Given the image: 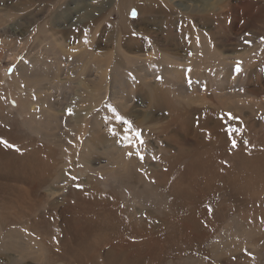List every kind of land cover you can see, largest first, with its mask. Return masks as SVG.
<instances>
[{
  "label": "rangeland",
  "instance_id": "374dc122",
  "mask_svg": "<svg viewBox=\"0 0 264 264\" xmlns=\"http://www.w3.org/2000/svg\"><path fill=\"white\" fill-rule=\"evenodd\" d=\"M87 48L80 81L68 68ZM261 139L264 0H0V264H105L139 212L141 264H264V168L235 156Z\"/></svg>",
  "mask_w": 264,
  "mask_h": 264
},
{
  "label": "bare ground",
  "instance_id": "6f19581e",
  "mask_svg": "<svg viewBox=\"0 0 264 264\" xmlns=\"http://www.w3.org/2000/svg\"><path fill=\"white\" fill-rule=\"evenodd\" d=\"M122 1L123 2H126V3L129 2V0H122ZM150 1H152V0H150ZM130 3H131V6H136L137 3H138V0H130ZM184 8H186V7H184ZM136 9H137V11H140L141 12L140 9H138V8H136ZM128 11H131V10H128ZM129 15H130V12L127 14V19L125 20V18H124V20H123L125 26H127V27L131 25L130 24L131 20L129 19ZM134 25H135V23H134ZM125 33H127V31H125ZM71 34H72V32L68 33L67 35L69 36ZM117 44H118V42H117ZM77 54H79V53H77ZM92 56H93V54H92L91 49H88L87 48L85 50V52H83L82 54L76 56L73 61H70V63H72V65L68 69H69V71L70 70L73 71L72 73L70 72V74H71V76L73 78H77L80 81H82V80L84 81L85 78L87 79V73H88V71L86 69H84V68H81L80 70L77 71L76 68H77V65H79V64H82L83 66H87V64L89 63V61L92 59ZM57 58H58V56H56L55 59H57ZM167 60H169L168 57H164L162 61H167ZM157 61L160 62L159 59L151 58L150 57L148 59V62L143 61V62H140V63H151V64H155V63H157ZM193 62H194V60L191 59L189 61V64L190 65H193L194 64ZM116 64L119 65V64H121V62H118V63L116 62ZM60 71H61V68H58L54 72V74H51V73L47 72V76L51 77V79L54 81ZM190 72L191 71L190 70H187V69L180 70L179 74H180V80H181V82H186V81L188 82V81H190V79L188 80V77H187L188 76L187 74H189ZM229 72L230 71L225 72L226 77L231 76L230 74H232V73L230 72V74H228ZM220 75H221V73H217L216 74V76L219 79H220ZM201 76H202V74L201 75H195V77H199V78ZM226 79H225V81L223 80V86L226 87V88H228V90L232 91L233 83H230L231 81H228ZM226 83H227V85H226ZM87 87L89 88V85H87ZM103 90H105V83H104V79L102 78L101 81H99L95 85L94 97L91 96V98H93L92 101L94 102V105L90 108V111H94V110H97L98 109L97 108V105L95 103H96L97 100L103 98V95H102V91ZM231 97H232V95H230L228 97V94H227V98L228 99L231 98ZM198 101L200 102V100H196V102H198ZM227 105H228V103H227ZM104 107H105V104L104 103L101 104L100 110L104 109ZM228 109H230V107H228ZM96 113L97 112H89L87 114L88 115L93 114V116H94ZM71 119H72V121L69 124V127L70 128L71 127L75 128V126L79 124V115L78 116H73ZM68 121L69 120H67V122ZM101 125H102V122L94 121V126L96 128H99ZM66 127L69 128L68 126H66ZM81 128H83V127H81ZM113 129L115 131V134H117L119 136L122 135V133L125 131V130H122L121 128H113ZM80 132H84V129H81ZM79 135H80L79 131L75 132V137H77V139H78V137H80ZM263 141H264V139H261L260 142H263ZM246 147L247 146H244V148H246ZM113 153H114V151H113ZM223 155H222V157H223ZM235 156H237L238 158H241L242 156H244L247 159L246 162H248L250 164L249 168H251L252 170H255L257 168L258 169L264 168V144H263L262 148L260 147V148H258V150H254L253 148H250L246 152L239 151V153L235 154ZM131 159L133 161H135V162L136 161H141V162L143 161V159L139 160V158H135V157H131ZM231 159H233V157ZM202 161H204V162L210 161L209 156H206L205 158H203ZM233 161H235V159H233ZM246 162H244L245 165H246ZM116 171H117V173L115 175H118V176L125 175L124 172H122L123 169L121 167L116 168ZM154 175H157L158 176L159 174L156 173ZM125 185L129 186L130 183L126 184L123 181H119L118 180V186H119V189H120V193L121 194L123 193L122 191H124L126 189L125 188ZM177 185L180 186V187L182 186L181 189H183V190H185V188L188 187V185L184 186V184H177ZM138 194H141V196L143 198V202L146 203L148 206L150 205V203H156L155 200H154V198H155L154 195L147 194L146 192L136 191V196ZM235 203L238 204L239 202H236L235 201ZM143 212L146 213V211H143ZM139 215L141 217L136 218L133 221L130 219L129 222H128V223H130L129 226H128V228H126V230L119 235L120 237L118 236L119 237L118 239L116 238L113 242L110 243V247L108 245L107 252H106V254H105L104 258H103L105 264H109V261L114 262V264H141V254L140 253H141L143 247L148 242V240L151 238V235L148 232H145V230L143 228L141 230H139L136 227L137 225L140 226V223H142V221L144 219V215H143L142 212H139ZM181 219H183L182 226L184 227V230H188V231H190L192 233L193 232V229L196 227V223L194 221V217H192V216H183ZM68 224H71V221H69ZM69 228L74 229L73 227H70V226H69ZM146 228H148V227H146ZM86 232L87 233L90 232V228L88 226H86ZM48 238H49V240L51 242L54 241L55 240V233H50V235L48 236ZM44 243L49 244L50 242H48L47 239H44ZM30 244H31V242L29 240H26V243L23 244V247H22V249L20 251V257L22 259H27L28 257L37 258L36 255L38 254L39 251H41L37 247L36 248H30L29 247ZM46 255H47L46 257L43 256V258L40 259L41 262H42V264H52L53 263V260H51V257H50L49 252H46ZM14 260H17V259H14ZM57 262H58V260H55L54 261L55 264ZM86 264H88V263H86Z\"/></svg>",
  "mask_w": 264,
  "mask_h": 264
},
{
  "label": "snow or ice",
  "instance_id": "6c2138e0",
  "mask_svg": "<svg viewBox=\"0 0 264 264\" xmlns=\"http://www.w3.org/2000/svg\"><path fill=\"white\" fill-rule=\"evenodd\" d=\"M133 14H135V13H133ZM3 143L5 144V146H8V142L7 141H3ZM234 144H235V142H233ZM143 157H141V159H142Z\"/></svg>",
  "mask_w": 264,
  "mask_h": 264
}]
</instances>
